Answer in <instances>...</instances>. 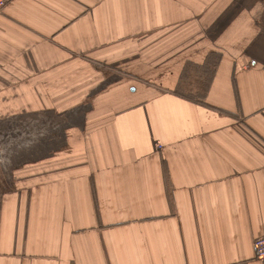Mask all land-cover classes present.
Here are the masks:
<instances>
[{"label": "crops", "instance_id": "crops-1", "mask_svg": "<svg viewBox=\"0 0 264 264\" xmlns=\"http://www.w3.org/2000/svg\"><path fill=\"white\" fill-rule=\"evenodd\" d=\"M262 53L264 0H10L0 119L55 126L0 264H264Z\"/></svg>", "mask_w": 264, "mask_h": 264}, {"label": "rangeland", "instance_id": "rangeland-1", "mask_svg": "<svg viewBox=\"0 0 264 264\" xmlns=\"http://www.w3.org/2000/svg\"><path fill=\"white\" fill-rule=\"evenodd\" d=\"M52 122V126L50 125ZM65 120H57V126H65ZM55 126V121L29 119L14 116L0 119V204L9 196L19 178L24 175L23 163L32 160L42 133ZM21 166V167H20Z\"/></svg>", "mask_w": 264, "mask_h": 264}, {"label": "built area", "instance_id": "built-area-1", "mask_svg": "<svg viewBox=\"0 0 264 264\" xmlns=\"http://www.w3.org/2000/svg\"><path fill=\"white\" fill-rule=\"evenodd\" d=\"M10 0H0V13L6 8ZM254 248L256 251L257 258L264 260V237L256 239L254 241Z\"/></svg>", "mask_w": 264, "mask_h": 264}, {"label": "snow or ice", "instance_id": "snow-or-ice-1", "mask_svg": "<svg viewBox=\"0 0 264 264\" xmlns=\"http://www.w3.org/2000/svg\"><path fill=\"white\" fill-rule=\"evenodd\" d=\"M262 54H264V53H262Z\"/></svg>", "mask_w": 264, "mask_h": 264}]
</instances>
